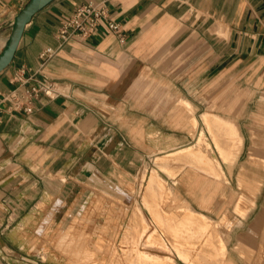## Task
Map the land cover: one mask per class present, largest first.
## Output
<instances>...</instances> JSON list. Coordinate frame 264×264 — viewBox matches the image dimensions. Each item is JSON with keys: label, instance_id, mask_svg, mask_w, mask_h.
<instances>
[{"label": "crops", "instance_id": "0c3cea01", "mask_svg": "<svg viewBox=\"0 0 264 264\" xmlns=\"http://www.w3.org/2000/svg\"><path fill=\"white\" fill-rule=\"evenodd\" d=\"M28 1L0 0V51ZM90 1L101 0H52L41 8L26 25L12 63L0 72V264L33 257L36 227L65 201L72 209L80 207L99 193L95 189H104L103 182L90 186L92 179H127L150 156L141 146L160 149L163 126L153 123L166 122L168 105L151 100L154 107L139 109L142 72L149 70L152 78L157 71L156 80L175 82L166 96L182 98L196 114L214 113L236 122L237 131L212 127L216 135H238L235 162L246 160L255 134L264 130V122L249 115L246 93L252 88L264 99V0H107L108 15L96 32L63 43L58 35L63 21ZM109 20L120 23L123 40L109 28ZM48 46L56 53L44 62L40 54ZM188 74L189 82L198 83L192 86L193 100L177 88ZM45 79L53 83L55 94L42 89L31 113L17 107L12 97L25 95ZM202 81L214 89L224 84L225 95L237 86L240 105L202 107ZM143 113L152 119H141ZM170 160L173 170L179 160ZM230 168L232 177L235 167ZM213 174L222 175L221 170ZM238 181L253 193L257 190L243 173Z\"/></svg>", "mask_w": 264, "mask_h": 264}, {"label": "rangeland", "instance_id": "374dc122", "mask_svg": "<svg viewBox=\"0 0 264 264\" xmlns=\"http://www.w3.org/2000/svg\"><path fill=\"white\" fill-rule=\"evenodd\" d=\"M187 72H191L190 69ZM142 73L144 78L140 77L137 81V90L142 96L138 99L139 109L150 106L151 100L153 105L160 102L168 105V113L164 115L166 122L154 120L153 123L154 127L163 126L160 149L167 151H161L156 145L141 146L139 149H147L150 156L130 171L131 177L111 181L92 179L93 184L90 183V186L103 182L104 189H95L99 193L92 194L81 208L74 206L72 209L65 201L51 212L35 229L30 243L33 257L22 258L19 264H137L139 250L150 254V260L166 264H264V188L262 193L257 192L264 183V130L257 131L260 135L255 134L246 160L235 162L241 147L237 134L216 135L214 129L208 128L203 114L198 115L195 108L185 107L182 98L166 96L168 94L165 92L172 91L170 86L176 85L175 82L156 80L153 76L159 74L157 71H154L152 78L149 70ZM189 77L191 74L180 80L177 88L193 100L192 86L198 83L189 82ZM200 86L202 107L206 105L210 110L223 109L225 104L235 107L241 103L240 88L237 86H234L236 91L227 95L224 84L220 89H214L212 83L202 81ZM211 86L212 89L209 88ZM246 93L250 102L249 115L255 122H264V99L257 98L258 93L252 88H248ZM193 115L199 118V123L193 122ZM144 116L148 117L147 120L152 119L151 115L139 114L141 119ZM176 142L181 145L168 151ZM187 148L202 150L203 156L197 157L200 159L195 165L202 161L209 165L221 162L222 175H212V171L192 164H187L177 178L161 170L158 165L161 159L168 161L175 158L182 162L181 167L183 160L180 158L189 150ZM173 150L179 151L171 153ZM220 153L230 159L224 161ZM178 164V161L174 163L176 167L172 171L180 168ZM230 165L231 168L235 167L232 177L227 173ZM106 166L112 169L111 162H106ZM91 169L96 171V166ZM154 172L162 178L159 194L148 192ZM187 173L193 176L189 184L184 183ZM240 173L257 186L255 193L246 186H240ZM170 188L172 191L168 193ZM205 196L208 197L207 201L203 200ZM191 206L197 210L194 211L197 216L209 221L206 228H189L182 221L184 215L191 212ZM136 212L145 216L148 225L146 232L141 222L139 224L137 220L134 223ZM179 240L185 246L193 244L188 249L192 250L190 256L180 255ZM189 240L195 243L190 244ZM202 255L207 257L202 258ZM5 264H18V259H6Z\"/></svg>", "mask_w": 264, "mask_h": 264}, {"label": "bare ground", "instance_id": "6f19581e", "mask_svg": "<svg viewBox=\"0 0 264 264\" xmlns=\"http://www.w3.org/2000/svg\"><path fill=\"white\" fill-rule=\"evenodd\" d=\"M204 116H203V119L205 120V122L207 123V126H208V128H212V127H215V126H221V127H231V128H233L235 131H237V125H236V122H234V121H232V120H230V119H228V118H226V117H224V116H222V115H219V114H214V113H205V114H203ZM194 121L195 122H197V119H196V117H194ZM187 149H189V150H187V152H185L183 155H181V158L180 159H182L183 160V164H182V166L180 167V165H181V163H180V160H179V169L174 173V171H172V168H173V165H172V162H171V160H168V161H163L162 159L160 160V161H158V165H159V167L161 168V170H163V171H166V172H168V173H170V174H172V175H176L178 172H180V171H182V169L185 167V166H187V164H192V165H195L194 163L197 161V160H199L200 158H197V157H202L203 156V154H202V150L201 149H198V151L197 150H192L191 148H187ZM184 150H186V148L184 149ZM197 158V159H196ZM204 160H210V159H204ZM201 163H203V164H201ZM201 163H196L197 165H195V166H197V167H199V168H202L203 170H207V171H220L221 170V164L220 163H218V164H216V163H212V165H209L208 163H206L205 161H202ZM186 176H185V178H184V181H185V183L186 184H189V181L193 178V176L192 175H190L189 173H187V174H185ZM174 176H172V177H174ZM197 178V177H196ZM198 180V179H197ZM197 180H195V181H197ZM202 180V179H201ZM194 181V180H193ZM194 181V182H195ZM201 182V181H200ZM209 182V181H208ZM204 183V182H203ZM149 185H151V187H149V189H148V192L149 193H153V194H159L160 193V187H162V178L159 176V174L158 173H155L154 172V174L151 176V179H150V181H149ZM197 185V184H196ZM196 185H195V187H196ZM173 188V187H172ZM172 188H170L171 190H168V193H169V191H172ZM165 191V190H164ZM197 191V190H196ZM148 206V205H147ZM159 210V209H158ZM190 210H191V212H187V214L186 215H184V217H183V222L185 223V224H187V225H189V228H191V227H200V226H202V227H200V228H206L207 226H208V224H209V221H203L202 220V217H200V216H197L195 213H194V211H197L196 209H194L192 206L190 207ZM199 213H201L200 211H198ZM158 213H161L160 211H158ZM202 214H204L203 212H202ZM140 217V218H139ZM139 218V219H138ZM162 218H165V216L164 215H162ZM133 220H134V223H136V221L138 220V223L140 224V222H141V224H142V226H143V231H147V228H148V225L146 224V218H145V216L144 215H140V212H136V214L134 215V217H133ZM101 225V224H100ZM204 230V229H203ZM189 231H191V229H189ZM89 233V232H88ZM188 243H195L194 242V240H189L188 241ZM193 245V244H192ZM192 245H183L181 242H180V240H179V244H178V251L180 252V255L181 256H183V257H185V255H186V257H187V255L188 256H190V252L192 251V250H188V249H190L191 248V246ZM222 245V244H221ZM102 246V245H101ZM132 246H133V244H132ZM134 247V246H133ZM136 251V250H135ZM214 251V249L212 250V253H214L213 252ZM91 252V251H90ZM146 251L145 250H139L138 252H137V259L136 260H138L137 262V264H166V263H161V262H158V261H152V260H150V254H146L145 253ZM209 253H210V251H209ZM86 254H88V253H86ZM100 254V253H99ZM98 254V255H99ZM135 255V254H134ZM132 256H133V254H132ZM125 257H127V256H125ZM202 258H206L207 256L206 255H202L201 256ZM134 258V257H133ZM130 259V258H129ZM135 259V258H134ZM133 259H131V261H132ZM150 260V261H149ZM94 263V262H93ZM132 263V262H131ZM130 263V264H131ZM129 264V263H128ZM133 264H135V263H133ZM169 264H172V263H169ZM194 264H196V262L194 263Z\"/></svg>", "mask_w": 264, "mask_h": 264}, {"label": "built area", "instance_id": "2783aa9c", "mask_svg": "<svg viewBox=\"0 0 264 264\" xmlns=\"http://www.w3.org/2000/svg\"><path fill=\"white\" fill-rule=\"evenodd\" d=\"M106 1L107 0H101L100 2L90 1L76 6L73 14L63 21L58 31L61 41L65 43L75 37L85 38L96 32L101 19L108 15ZM108 26L121 40H123L119 22L109 20ZM55 53L56 49L48 46L41 52L40 56L45 62ZM42 89L50 96H53L56 92L53 83L45 79L41 82L40 86L34 85L30 87L25 95L21 97L16 95L12 98L15 100L17 107L22 105L25 113H31L34 110L33 101Z\"/></svg>", "mask_w": 264, "mask_h": 264}, {"label": "water", "instance_id": "95a60500", "mask_svg": "<svg viewBox=\"0 0 264 264\" xmlns=\"http://www.w3.org/2000/svg\"><path fill=\"white\" fill-rule=\"evenodd\" d=\"M52 0H29L16 16L11 35L4 48L0 51V72L13 61L16 50L23 36L26 25L41 8Z\"/></svg>", "mask_w": 264, "mask_h": 264}]
</instances>
